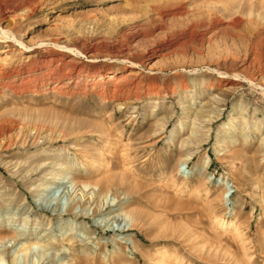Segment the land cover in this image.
Returning <instances> with one entry per match:
<instances>
[{
  "label": "rangeland",
  "instance_id": "1",
  "mask_svg": "<svg viewBox=\"0 0 264 264\" xmlns=\"http://www.w3.org/2000/svg\"><path fill=\"white\" fill-rule=\"evenodd\" d=\"M11 263L264 264V0H0Z\"/></svg>",
  "mask_w": 264,
  "mask_h": 264
},
{
  "label": "bare ground",
  "instance_id": "2",
  "mask_svg": "<svg viewBox=\"0 0 264 264\" xmlns=\"http://www.w3.org/2000/svg\"><path fill=\"white\" fill-rule=\"evenodd\" d=\"M97 210H98V209H97ZM54 212H55V214H57V215H58V212H59V211H58V209H54ZM27 250H28V248H25L23 251H25V252H26ZM12 263H13V262H12ZM12 263H11V264H12Z\"/></svg>",
  "mask_w": 264,
  "mask_h": 264
}]
</instances>
